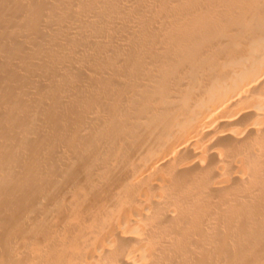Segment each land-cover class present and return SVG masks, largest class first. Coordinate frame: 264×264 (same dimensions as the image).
I'll list each match as a JSON object with an SVG mask.
<instances>
[{
  "label": "bare ground",
  "instance_id": "obj_1",
  "mask_svg": "<svg viewBox=\"0 0 264 264\" xmlns=\"http://www.w3.org/2000/svg\"><path fill=\"white\" fill-rule=\"evenodd\" d=\"M0 264H264V0H0Z\"/></svg>",
  "mask_w": 264,
  "mask_h": 264
}]
</instances>
